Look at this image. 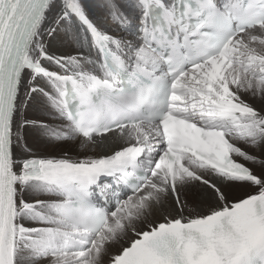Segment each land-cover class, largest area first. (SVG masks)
I'll list each match as a JSON object with an SVG mask.
<instances>
[{
  "label": "snow or ice",
  "instance_id": "snow-or-ice-1",
  "mask_svg": "<svg viewBox=\"0 0 264 264\" xmlns=\"http://www.w3.org/2000/svg\"><path fill=\"white\" fill-rule=\"evenodd\" d=\"M0 264H264V0H0Z\"/></svg>",
  "mask_w": 264,
  "mask_h": 264
},
{
  "label": "bare ground",
  "instance_id": "bare-ground-1",
  "mask_svg": "<svg viewBox=\"0 0 264 264\" xmlns=\"http://www.w3.org/2000/svg\"><path fill=\"white\" fill-rule=\"evenodd\" d=\"M56 47H59V45L57 44ZM29 114L32 115V116L39 115V113L33 112V111H30ZM28 138H29V142H32L33 141V137L31 135H29Z\"/></svg>",
  "mask_w": 264,
  "mask_h": 264
}]
</instances>
